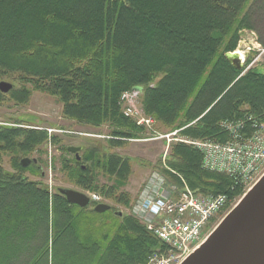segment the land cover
<instances>
[{
  "label": "trees",
  "instance_id": "obj_1",
  "mask_svg": "<svg viewBox=\"0 0 264 264\" xmlns=\"http://www.w3.org/2000/svg\"><path fill=\"white\" fill-rule=\"evenodd\" d=\"M263 12L264 0H0V74H20L56 96L63 116L105 124L116 138H135L143 129L123 115L119 101L139 88L147 116L176 121L185 137L222 143L230 136L222 121L240 119L245 132L251 130L245 117L253 122L264 113L263 71L237 78L240 69L226 57L241 29L257 31L264 44ZM28 94L11 92L18 101ZM46 139L41 129L0 126V150L9 153H26ZM99 152L91 146L61 167L79 186L120 202L129 159ZM201 160L196 147L174 143L169 170L162 171L195 194L229 198L239 191L233 177L205 169ZM98 172L112 183L98 185ZM163 248L131 214L69 204L58 192L0 171V264H142Z\"/></svg>",
  "mask_w": 264,
  "mask_h": 264
},
{
  "label": "rangeland",
  "instance_id": "obj_2",
  "mask_svg": "<svg viewBox=\"0 0 264 264\" xmlns=\"http://www.w3.org/2000/svg\"><path fill=\"white\" fill-rule=\"evenodd\" d=\"M262 17L263 22L260 24L264 27V12L262 13ZM260 39L261 37L258 35L257 31L253 29L244 28L239 31L238 41L234 50L238 49L240 46L246 48V52L245 57H243V66L240 69L237 78L251 69H261L264 73V44L260 42ZM0 81H7L14 86L10 92L2 93V98L0 100V126L12 125L24 128L41 129L46 131L48 136V139L44 140L39 145H35L34 148L26 153L14 154L1 149L0 171L2 173H12L27 180L37 182L39 185L45 186L50 194L56 193L58 188L74 189L83 192L88 196L96 195L100 198L101 202L108 204L111 210L129 215L131 206L139 196L148 177L153 171L162 175L166 180V188L175 191V195L183 189V179H180L181 188H178L174 183L169 181L168 176L162 171L163 169L169 170L166 159L170 155L171 146L174 143L183 142L196 147L203 158L202 151L191 142H218L212 139L185 137L180 134L181 129H175V126L177 125L176 121L175 124H168L161 122L152 116H147L144 113L141 104V90H137V94L133 98L134 104H131L134 109L140 112L141 117L151 118L153 122L150 126L144 125L143 129L136 133L135 138L127 139L110 136L105 124L95 127L84 123H78L75 120L63 116L61 114V104L56 96L39 89H34L33 86L21 79L20 74H0ZM22 88L28 90L29 94L27 98L24 101L15 100L11 96V92H16V90ZM120 111H123L121 104ZM249 117L250 116H247L245 118L247 119V122L249 123L248 126L251 130L247 129L245 132H242L245 127L244 125L242 127V120L240 119L222 121L220 126L222 127V125H224L226 128L227 126L232 127L233 125H241L239 127L240 132L243 134V138H246L257 130L253 127L254 121L259 126L264 125V113L257 117L253 122H250L249 119H251V117ZM25 119H29V121ZM132 119L135 121L136 125H138L136 120L134 118ZM225 128H223L224 131L230 134L231 130H226ZM176 130H178V132L174 136H169L168 138L159 137ZM230 138L231 136H229L228 140ZM111 139H119L120 143L113 145V143L111 144L109 142ZM68 146H80L82 148L78 152L80 157L84 154L86 148L96 146L97 150L100 151V154L116 153L129 159L130 173L126 179L125 185L116 192V195L123 192L120 202H117L105 192H102V190L79 186L73 177L61 167L64 160L70 161L74 157V153L67 151ZM24 157L35 159L36 161L30 162L24 168H19L18 161ZM82 162L84 165L88 164V161ZM263 173L264 160H259L254 164V169L251 171L248 180L240 184L239 191L234 193L232 197L228 198L226 196L224 206L206 223L198 242H202L205 239L223 216L239 201L244 193ZM96 182L100 186L112 183V181L101 172H98ZM94 204V202H91L90 205L85 208L91 210L93 209Z\"/></svg>",
  "mask_w": 264,
  "mask_h": 264
},
{
  "label": "built area",
  "instance_id": "obj_3",
  "mask_svg": "<svg viewBox=\"0 0 264 264\" xmlns=\"http://www.w3.org/2000/svg\"><path fill=\"white\" fill-rule=\"evenodd\" d=\"M237 53L241 64L246 48L238 47ZM137 89L121 93L119 101L122 113L132 117L138 125L150 126L152 119L141 117L134 109V96ZM222 124V123H221ZM243 127V123L241 124ZM226 127L231 130V138L220 142H191L203 153L202 166L208 170L224 172L239 184L248 180L254 164L264 160V125L255 121V132L243 138L239 127ZM178 130L159 137L174 136ZM258 160V161H257ZM166 180L156 171L151 172L139 196L131 206L129 213L143 223L163 245L152 253L142 264H179L201 242L200 237L209 219L216 214L226 201L225 195L205 196L195 194L183 182V189L177 195L166 188ZM92 202H101L96 195H89Z\"/></svg>",
  "mask_w": 264,
  "mask_h": 264
},
{
  "label": "water",
  "instance_id": "obj_4",
  "mask_svg": "<svg viewBox=\"0 0 264 264\" xmlns=\"http://www.w3.org/2000/svg\"><path fill=\"white\" fill-rule=\"evenodd\" d=\"M226 57L236 68L242 64L237 53L228 52ZM13 84L0 81V92L7 93ZM140 90L139 88H137ZM67 150L74 153L79 160L80 146H68ZM35 159L22 158L20 165L26 167ZM69 204L79 207L90 205L89 197L80 191L70 188H58ZM110 206L100 202L93 210L102 213ZM264 248V173L244 193L239 201L223 216L215 228L195 247L179 264H251ZM258 264H264V261Z\"/></svg>",
  "mask_w": 264,
  "mask_h": 264
},
{
  "label": "bare ground",
  "instance_id": "obj_5",
  "mask_svg": "<svg viewBox=\"0 0 264 264\" xmlns=\"http://www.w3.org/2000/svg\"><path fill=\"white\" fill-rule=\"evenodd\" d=\"M264 261V248L256 256V258L251 262V264H258L259 262Z\"/></svg>",
  "mask_w": 264,
  "mask_h": 264
}]
</instances>
